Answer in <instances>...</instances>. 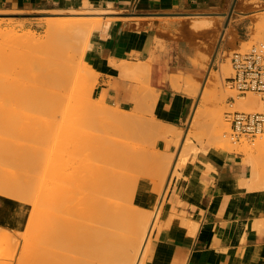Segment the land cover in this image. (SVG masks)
Wrapping results in <instances>:
<instances>
[{"label":"crops","instance_id":"crops-1","mask_svg":"<svg viewBox=\"0 0 264 264\" xmlns=\"http://www.w3.org/2000/svg\"><path fill=\"white\" fill-rule=\"evenodd\" d=\"M236 2L0 0V12L32 18L51 11H97L104 21L91 32L82 57L94 71V95L111 105L134 104L136 84L122 67L146 63V81L156 96L155 118L180 128L194 98L186 89H175L172 80L199 77L194 60L215 31L194 27V21L217 23L226 16V26ZM177 173L165 193L149 192L144 198V205L159 210L144 264H264V188L245 185L251 167L242 157L218 149L198 152Z\"/></svg>","mask_w":264,"mask_h":264},{"label":"rangeland","instance_id":"rangeland-1","mask_svg":"<svg viewBox=\"0 0 264 264\" xmlns=\"http://www.w3.org/2000/svg\"><path fill=\"white\" fill-rule=\"evenodd\" d=\"M224 12L226 15L227 11H224ZM95 13H98V12L88 11V10L51 11L49 13L34 15L32 18H26L25 15H20L16 12H9V11L0 12V14H3L1 16L5 18L0 24L1 28L8 29L9 31L14 32V33L16 32L19 35L21 34L23 36H26V39L24 41L17 40L14 37L7 38V39L0 37V43H2L0 48H2V45L5 47L4 49L3 48L1 49L2 51L0 50V54L1 55L3 54V56L5 57L4 53H1V52H3V50H5L6 53L8 52V54H6V57L3 60L0 59V149L2 148L1 150L3 152L4 151L6 152V150L7 152H9L8 157H6L7 154L5 152L2 153V151L0 150V156H4L0 158L3 160V162H1L2 160L0 161V165H1L0 167L2 170H4L5 165L11 166V167L13 165L12 169L15 170V171L14 170L11 171L12 170L10 169L11 167L9 168L6 166V169L3 171V174H2V170H0L1 171L0 180L2 182L3 179L4 181L8 179L6 183L8 182L11 185L13 192L14 191L17 192V188L18 187L20 188L21 186L20 188L21 190H19V188L18 190L20 192L22 191L21 195L23 194V192H24L23 195H26L27 189H29V187H30V190L28 191L31 192V189H33V186L35 184L37 185L38 182L42 183L41 178H43V175L41 177V173H42V170L43 172L45 171L44 170L45 168L43 167H45L46 165L48 166L51 162L52 164H55L59 162L61 163L66 162V161L68 162L69 160V164H72L71 162L72 160L73 163L75 164L79 163V161L81 162L84 159H86L89 151L92 149L91 148L92 146L96 148L98 151L102 152V151L117 147L119 145H121L122 147L123 146L122 144H124L126 141L128 142L129 140L132 142L134 141L137 142L138 148L139 147L141 148L143 145V148H144V149L142 148L143 150L138 149V148L136 149L137 146L134 142V148L131 150L128 149L129 152L125 153V155L130 153L129 157L128 155L127 157L125 156L126 158L123 157V159H125L123 160V162L125 161L126 164H124L121 161L122 160L121 159L119 162L120 164L119 169L120 171L123 172V169H121L123 167L122 165L123 163L124 165H126L123 167L125 168L124 169L125 172H132L131 174L132 178H129L130 177L129 176L128 177L129 180L128 179L126 180V182L128 181L130 184L128 183L126 184L131 185L132 181L135 182V185H134L135 189L132 195L133 203L134 205H136L137 207L143 210H146V211L148 210V213L151 215L149 224L152 223V229L150 230V234H149V243L147 245L148 251L146 250L144 256H142L140 259L141 260L140 264H144V261L147 256V252L149 253V247L152 241L151 239L152 231L157 225V220L159 216V212H157L158 214L156 215V217H154L155 211H159L157 208V205L155 206L144 205V198L146 194L149 192H155L157 195H161L166 185L169 175H171L172 177L173 175L178 174L177 170L181 169L186 163V161H188L190 158L193 159V157L198 152H204V151L211 150V149L225 150V151L240 155L242 157L243 163L245 164H248L247 163L248 159H252L257 165V172H256L255 179L251 181L252 183L251 187L264 188V148L262 149L259 148V150H255V147H253L252 145V142L255 140V138L260 137V136H257L253 139L242 138L236 143H231L228 139H226L223 136V132L227 129V126L223 120V112L226 109H230V108L240 109L238 108L237 102L242 97V95L240 96L236 95V93L233 90L229 89L224 80V78L227 75H229V72H230L228 55L231 52V50L237 47L244 48L252 43L264 42V33L262 32V33L257 34L256 27H255L258 25V24L256 25V21H260L259 15L261 14V18H262V14L264 15V1L263 0H238V2H236L234 8L231 11L233 19H231L228 25L226 26H224V24L222 23V21L226 19V16L222 18H218L217 23L211 22V23H206V24H201V25L200 23L194 24V27H211V28L213 27L215 31H214V34L209 38L208 43L203 45L204 51L200 52L199 57L194 60V63L198 64L201 68L199 77L195 78L198 84V88L196 91H193V90H186V92L184 91L187 95H190L192 98H194V103H193L192 110H191V113H190V116L187 122L184 125H182L180 128L170 127L169 125L155 118L156 117L155 99H154L155 97L152 91L150 90L151 88L148 86L145 74L138 75V77L137 75L136 76L131 75L130 77L131 80L134 79L132 81H134V83L136 84V87L134 88L138 90L137 93L141 92L138 94L139 99L136 97V100L138 101L137 106H134L133 103H130L129 105L120 107L117 104L116 105L107 104L104 102V100L100 101L102 97L98 98L93 93V90H94L93 83L95 84L94 71L89 66L86 65V63L83 61V58H82L83 55H81V51L85 50L86 48L87 41H88L90 34L87 35L86 32L80 34L78 32V35H76L75 32L74 33L70 32V34H66V35L64 34L57 35V34L52 33L51 31H48L45 23L41 22L39 19L41 15L42 16L43 15H50V16L59 15V16H66V17L68 16V17L77 18L79 16L86 17V16L96 15ZM7 17L8 18L12 17V19H8ZM256 18H258L259 20H257ZM223 30H225V38L227 35L231 36V38L227 39L228 41L225 39L220 40V36ZM254 31H256V33ZM71 44H73V46ZM72 53H74V57H71ZM46 67L49 69L53 68L55 69V71L57 70L55 74L56 78L67 76L68 84L66 86V90L68 92L73 91L77 96L76 107L69 114L72 127L71 128L67 127L68 128L67 129L65 126H64L65 128L60 126L61 128L64 129V131L63 129L60 130L61 128L59 127L60 129L59 128L56 129L58 130L57 131L58 133L55 132V129H52L53 127L48 126L49 127L48 128L49 130H48L45 127L46 124H44V126L41 125V123L42 122L44 123V121L40 120V117L37 114L38 111L36 112V110L34 111L33 109V107L35 108V106H38V105L40 106V104L45 105L47 102H45L44 100V103H43L42 99L37 98V99H40V101L42 100L41 103L39 104L38 102V105H36L35 103L34 106H32L34 102L32 101V99L33 98L36 99L37 96L33 97V92L30 91L31 90L30 85L37 83L39 80H41V78L46 76ZM208 78H216V81H217L216 88H218L216 90L218 91V95H220L221 93L222 95L226 96L222 102H219V104L214 103L212 105V108L214 107V109L216 108L215 110H218L220 112V119L218 121L220 122L219 124H221L219 127L222 128L221 129L222 134L220 133L221 139L217 143H212L213 141L212 142L210 141L211 139L209 135L207 136V129L205 127V124L204 122H202L206 119L205 117L206 114L204 112V110H206L205 106L207 107L211 106V104L203 105L204 96H205L204 94L206 90L205 92H203V94H201L202 87L205 86V82ZM54 84L55 83H52L51 85H49L45 89V91H47L48 89V91L57 90L59 92L60 90L63 89V82H61L58 85H54ZM137 93L135 95H137ZM145 93L149 95L148 97H146L147 98L146 100L144 98ZM245 96H249V97L253 96L252 98H254L256 102L258 103L257 95L253 93H247ZM254 96H257V97H254ZM29 97L31 98V100ZM231 97L234 98V101L230 99ZM39 106H38V109H41L39 108ZM105 106L112 110H115L116 112L119 111V113H122V114L123 112L124 114L131 112V113H134V115H136V116H133L128 126L125 127V129L127 128L132 129L135 132L134 139L132 140L128 139L126 138L125 135L120 134V132L118 131V128L116 127V124L112 120H110L109 118H101L98 115V113L97 114L93 113V111L91 110V109H94V107L100 108V107H105ZM31 111H34L37 115V116L34 115V119L37 118L35 121L32 117L33 113L31 114ZM40 125L43 126L42 129ZM38 126L40 127V129H38L39 128ZM35 128L38 130L37 132L36 131L35 132L40 134V138H39V135H35L36 133L34 134ZM69 128L71 131L69 130ZM72 129L75 130L76 132L72 131ZM52 130L54 131L52 132ZM40 131L47 132V135H46V132L43 133V136H45L46 138L42 137V133H39ZM68 131L72 135L69 134ZM51 132L55 133L57 137H53L55 135L51 134ZM63 132H65L64 133L65 135L63 134ZM59 133L60 134L62 133V135H59ZM49 136L51 137L50 140H49ZM68 136L73 137V138L71 137L72 141L70 140L68 142L70 143V146L68 143H66L69 139L65 140V138H67ZM63 137H64L63 141L65 140L64 143L62 142ZM59 141H61V143H58ZM139 142H141L140 145H139ZM243 142L244 144H247L250 147L248 151L241 150V147L243 146L242 145ZM89 143L91 144V147L87 145ZM85 144L86 146H83ZM57 146L61 149L57 148ZM61 146H63V148L65 146L66 149L65 148L63 149ZM124 146L127 147L126 145ZM49 148L51 151L48 150ZM51 148L52 149L54 148L57 153L54 151V149L52 150ZM67 148H68V151L71 148H73L71 151H69V152H72V154L71 153L68 154L69 153L68 151H66V153L64 152L65 150H67ZM76 149H79V151ZM126 149L127 148H125V150ZM75 150L77 152H75ZM82 150H85V151L81 152ZM138 150L143 151V152L140 151V153L144 154V159H148L151 162L154 160L155 162L158 163V165H155L157 167H154V169L156 168L155 169L156 171L153 169L154 175L151 172H149L150 175L151 174L153 175L152 176L153 178L150 177V175H147L146 173L142 174L141 166L145 165V168H146L147 166L150 165L151 167H153L152 165H154L153 164L154 161L152 163L149 162V164L146 165V164H143L145 163V160H143L142 162V159H141L142 164L140 166V163L137 162L136 160H139L143 155H140ZM47 151L48 153L49 152L51 153L48 154ZM61 151L63 152V155ZM78 153L80 154L77 155ZM83 153L85 154V156ZM56 154L57 155L59 154V155L57 156ZM74 154L77 156L81 155L82 158L76 157L77 158L76 159L74 157ZM137 154H139L140 156L138 157L139 159L136 157ZM62 156L63 158L66 156V159L65 158L63 159ZM46 157H47L48 163H47V160L45 159ZM48 157L51 158L52 161L50 160L49 162ZM68 157L69 158L72 157V158L68 159ZM10 158H11V161H9V163L12 165L8 163V160H10ZM74 158L76 159L77 162L75 161ZM79 158L81 160L78 161ZM160 160H163V161H160ZM166 161L168 164L166 163ZM136 162L138 163L137 164L138 166L134 164ZM1 163L3 164L4 167L2 166ZM43 163H44V166H43ZM16 165L19 166L18 167L19 169L21 168V166L24 167L22 168L24 170L22 169L19 170L18 168H16ZM134 165H136L137 166L136 168H138L136 170L137 171L140 170V171L138 172L135 171L134 173L133 172L134 171L133 169L135 168ZM19 171H22L21 175ZM17 174H18V178L16 176ZM163 174L165 178L163 177ZM7 175L10 178L12 176L11 180H9V177ZM5 177L7 179H5ZM39 179H41V181H39ZM19 180H22L21 183ZM10 181H12V183H10ZM16 182H18L19 185L16 184ZM29 182L31 183L28 184ZM6 183L2 182L1 185L6 184ZM14 183L15 185H13L14 187H12V184ZM22 183L23 185H21ZM1 185H0L1 187L0 188L1 189L0 190V204L4 205L5 206L4 208H6V205L2 201L4 202L9 201L12 203H19V204L23 203L22 199H18L20 194L17 196L15 195L17 193H14V195L17 198H12L11 196L7 195L10 193L13 194L11 189L9 190L8 186L10 185L7 186L8 189L5 188L6 190H4V186L6 187V185H3V186ZM16 185H18V187H16ZM27 185H30V186H27ZM37 186L38 188L35 187V190H34L35 192H36V189L40 190V187H41V185L39 184ZM5 191H8L9 193H6ZM19 191L18 193H20ZM34 191L32 190V193H33L32 195L36 194L34 193ZM28 194H31V193L28 192ZM23 204H26V203H23ZM27 205L28 204H26V206ZM8 210H10V208ZM27 215L28 213L23 215L21 218V221L18 218H14V215H12L13 219L15 220L10 221L9 224H3L2 222L3 218L2 217L0 218V230L4 231L2 233L8 232L9 233L8 235L7 233L5 234L7 236L11 235L13 239L17 240L18 242V247H17L18 251H16L17 255L12 261H10L11 264H15V261L17 259H18V262H16V264H20L19 258L21 256L19 252L22 251V249L20 250V248H22L20 245L23 244V242L21 243V241H23L22 239L26 235L25 233H23V231L26 229L24 225L26 224ZM3 228L5 229L3 230ZM14 230L16 232H14ZM21 231H22L21 235L23 237L18 235V233H21ZM28 233H31V232L28 231L27 234ZM11 236L9 238H11ZM24 239H26V236L24 237ZM39 245L38 247H40V249L36 248V251L38 250L39 252L34 251V254H37V255L34 256L33 254V262H32L33 264H37L36 261L37 260L39 261V258L36 260L37 258L36 256H39V254L41 253L40 251L43 250V245H40V246ZM1 249H2V246L0 248V251ZM42 253L40 254L41 256H42ZM17 256L19 257L17 258Z\"/></svg>","mask_w":264,"mask_h":264},{"label":"bare ground","instance_id":"bare-ground-1","mask_svg":"<svg viewBox=\"0 0 264 264\" xmlns=\"http://www.w3.org/2000/svg\"><path fill=\"white\" fill-rule=\"evenodd\" d=\"M1 15H3V14H0V24L5 19ZM259 16H260L261 22L256 21V25L257 24L258 25L257 26L254 25L256 27L257 34L262 33V32L264 33V15L262 14V18H261V14ZM8 19H12V17H9ZM39 19L41 22L45 23L48 31H51L52 33L57 34V35H60V34L66 35V34H70V32L71 33L75 32L76 35H78V32L80 34L86 32L87 35H89V34H91V32L93 30L99 29L102 26L103 21H104L103 19H101L100 17H96L95 15L86 16V17L85 16L84 17L79 16L77 18L68 17V16L67 17L66 16H59V15L58 16L57 15L56 16H54V15H52V16L43 15L42 16L41 15L39 17ZM256 19L259 20L258 18H256ZM194 22H195V24L200 23V25H201V24H206L210 21L208 19L204 18V19H201L199 21L196 20ZM253 29H254V27H253ZM256 31H254V32L256 33ZM0 37H3L4 39L14 37L20 41H24L26 39V36H23L21 34L19 35L16 32L14 33V32L9 31L8 29L1 28V26H0ZM229 38H231L230 35H227L225 38V30H223V32L221 33V36H220V40H223V39L227 40ZM1 44L2 43H0V46H1ZM71 45L73 46V44H71ZM2 48L4 49L5 47L2 45ZM2 48H0V50ZM1 53H4L5 57H6V54H8V52L6 53L5 50H3V52H1ZM83 53H84V50L81 51V55H83ZM0 57H1L0 58L1 60H3L5 58L3 56V54L2 55L0 54ZM71 57H74V53L71 54ZM148 67L149 66L146 63H142V64H136V65L125 64L122 68L126 71V73L130 74V77H131V74L135 75V76L137 75V77H138V75L146 74ZM1 70H2V68H1ZM56 72H57V70L55 71V69H53V68L49 69L46 67V76L41 78V80H39L37 83L30 85V88H31L30 91L33 92V97L37 96L36 99L32 97L34 99V100L32 99V101H34L32 106H34L35 103H36V105H38V102L40 104L42 100H43L42 101L43 103H44V100H45V102H47L45 105H43V104H40V106L38 105L39 108H41V109H38V106H35V108L33 107L34 111L35 110H36V112L38 111L37 114L40 117V120L44 121V123L42 121H41L42 123L40 122L41 125L44 126V124H46L45 127L47 129L49 127H53L52 129H55V132L58 133L57 132L58 130H56V129H58L60 126H62V127L65 126L66 128L72 127V124H71V121L69 118L70 117L69 114L76 107L77 96L73 91L68 92L66 90V86L68 84L67 83V81H68L67 76H63L61 78H56V75H55ZM147 78H148V76H147ZM132 80H134V79H132ZM61 82H63V89L60 90L59 92L57 90L48 91V89H47V91H45V89L49 85H51L52 83H55L54 85H58ZM172 85L175 89H186V90L196 91L198 88V84H197L195 78L194 77H188V76L185 78H182L181 76L175 77L172 80ZM216 86H217L216 78H208L205 82V86L202 87V91H201V94H203V92H205V90H206V92L204 94L205 96H204L203 105L211 104L210 107L205 106L206 110L202 109V110H204V112L206 114V116H205L206 119L202 122H204V124H205V127L207 129V136L209 135V137L211 139L210 141L211 142L213 141L212 143H217L221 139L220 136L222 134L221 133L222 128L219 127L221 124H219L220 122L218 121L220 119V112L218 110H215L216 108L215 109H214V107L212 108V105L214 103L219 104V102H222L226 97V96L222 95L221 93H220V95H218V91L216 90L218 88H216ZM150 90L152 91V93H154L152 89H150ZM219 92H221V91H219ZM144 96H145L144 98L146 100L147 99L146 97H148L149 95H147L145 93ZM200 96H202V95H200ZM136 97H137V95H136ZM252 97L242 96L240 98V100H238V102H237L238 108L245 109V110L259 108L260 105ZM254 97H257V96H254ZM37 98H40L42 100L40 101V99H37ZM154 99H153V101H154ZM30 100H31V98H30ZM35 100H37V101H35ZM134 102H135L134 106H137L138 101L135 100ZM29 103H30V101H29ZM91 110L93 111V113H96V114L98 113V115L101 118H109L110 120H112L116 124V127L118 128V131L120 132V134L125 135L126 138L131 139V140L135 138V134H134L135 132L132 129H128V128L125 129V127H127L128 124L131 122V119L133 118V116H136V115H134V113H131V112L126 113L125 112L126 114H124V112H123V114H122V113H119V111L116 112L115 110H112L106 106L100 107V108L94 107V109H91ZM34 111H31V114L33 113V116H32L33 119H34V115H36V113ZM123 111H125V110H123ZM36 119H34V121ZM217 124H219V125H217ZM43 126H41V129ZM70 128H69V130H70ZM203 128H204V126H203ZM38 129H40V127ZM62 129L63 128H61L60 130H62ZM35 131L37 132L38 130L35 128L34 134L36 133ZM53 131L54 130H52V132ZM63 131H64V129H63ZM72 131H75V130L72 129ZM44 132H46V131H44ZM44 132H41V131L39 132V133H42V137H45V136H43ZM52 132H51V134L55 135V133H52ZM65 132H63V134ZM68 133H69V131H68ZM67 134H66V136H67ZM69 134H71V133H69ZM77 134H78V132H77ZM35 135H39V138H40V134L36 133ZM46 135H47V132H46ZM59 135H62V133L61 134L59 133ZM50 136H52V135H50ZM50 136H49V140L51 138ZM165 136H166V134H165ZM53 137H57V136L55 135ZM68 137L65 138V140L69 139L66 143H68L70 140L72 141V138H73L72 136H71L72 138L70 136H68ZM58 139H59V137H58ZM63 139H64V137L62 138V142L64 143L65 140L63 141ZM49 140H47V141H49ZM163 140H165V139H163ZM134 142L129 140L128 142L126 141L124 144H122L123 145L122 147H121V145H119L117 147H114L112 149L105 150L102 152L98 151L93 146L91 147V144L89 143L87 145L90 146L92 149L89 151L86 159H84L83 161L80 162L79 160H81V159L79 158L78 159L79 163H76V164L73 163L72 160H71L72 164H69V160H68V162L66 161L67 163L66 162H62V163L59 162V163L52 164V162H51L48 166L46 165L45 167H43V168H45L44 169L45 171L43 172V170H42V173H41V177L43 175V178L40 177L42 179V181H41V179H39V181H41L42 183L38 182V184L41 185V187L39 186L40 190L36 189V192H35L34 191L35 187L38 188V186H37L38 184L36 185L35 183H33L35 185L33 186V189H31V192L28 191V190H30V187H29V189H27V194H28V192L31 193V194H28L29 196L27 194L23 195L24 192L21 195L22 191L21 192L19 191V190H21L20 189L21 186H20V188L18 187V185H19L18 182H16V184H18V185H16V187H18L19 190L17 188V192H15V191L13 192L11 185L8 182L6 183V181H8V179L6 177H5V179H7L6 181H4V179L2 178L3 179L2 182H5L6 184L1 185L2 182L0 180L1 186L6 185V187L4 186V190L8 189L7 186L10 185L8 187H9V190L11 189L13 194L12 193L7 194L8 196H11L12 198H17L15 195L18 196L20 194L18 199H22L23 203L28 204L26 206V204H23V203L19 204V203H12L9 201H7V202L2 201L3 203H5L6 208L1 209V206H0V218L1 217L3 218L2 219L3 224H9L10 221L15 220V219H13L12 215H14V218H18L21 221L22 216L28 213L27 219H26V224L24 225L26 227V229L23 228V229H25L23 231V233L26 234V235L24 234L26 236V239H24L25 236L23 237L21 235L22 231H21V233L17 232L18 235L23 237V239H22L23 241H21V243L23 242V244L20 245L22 247V248H20V250L22 249V251H21L22 253L19 252V254L21 256L19 258L20 264H33L32 263L33 262V254H34V251L39 252L38 250L36 251V248L40 249V247H38L39 244L43 245V250L40 251L41 253L43 252L42 253L43 257L40 255L41 253L40 254L38 253L39 256H36L37 257L36 260L39 258L40 262L37 260L38 261V262L36 261L37 264L38 263L39 264H134V263L140 264L141 257L144 256L146 250L148 251L147 245L149 243V234H150V230L152 229V223L149 224V220H150L151 215L148 213V210L147 211L143 210V209L137 207L136 205H134V203H133L132 195H133V192L135 189V186H134L135 182L131 180L132 181L131 185H128V184H130L128 181L126 182L127 179L129 180V178H132L131 177L132 172H125V170H124L125 168H123V167L126 166V165H124L126 163H125V161L123 162V160H125V159H123V157H125V156L127 157V155L129 157L130 153L126 154V155H125V153L129 152L128 149L131 150L134 148ZM58 143H61V141H59ZM140 143L141 142H139V145H140ZM68 144L70 146V143H68ZM135 144L137 146V142H135ZM62 145H64V144H62ZM124 145H126L127 147H125ZM242 145L243 146L241 147V150L248 151L250 149V147L247 144H244V142ZM252 145H253V147H255V150H259V148L260 149L264 148V137L260 136V137L255 138V140L252 142ZM51 146H53V145H51ZM66 146H68V145H66ZM72 146H74V145H72ZM83 146H86V144ZM220 146H222V145H220ZM59 147H60V145H59ZM59 147L57 146V148H59ZM61 147L63 148V146H61ZM64 148H65V146H64ZM125 148H127V149L125 150ZM137 148H138V146L136 147V149ZM142 148H143V145L141 148L139 147L138 149H142ZM256 148H258V149H256ZM55 149H54V151H55ZM59 149H61V148H59ZM72 149L73 148H71L69 151H71ZM88 149H89V147H88ZM48 150H50V148ZM76 150L79 151V149H76ZM76 150H75V152H77ZM85 150H82L81 152H84ZM66 151H68V148L64 152L66 153ZM138 151H139L140 155H143L140 159L138 158V157H140L139 154L136 155V157L140 160V161L136 160L137 162L140 163V166H141L143 160H145V163H143V164H146V165L149 164V162H151V161H149L148 159H144V154L140 153L141 150H138ZM4 152L2 151V153H4ZM141 152H143V151H141ZM5 153L7 154V156L6 155L5 156L8 157L9 152H7V150H6ZM47 153H48V151H47ZM49 153H51V152H49ZM70 153L72 154V152H69L68 154H70ZM80 153H78L77 155H79ZM62 155H63V152H62ZM77 155L74 154V157L75 158L81 157V155L80 156H77ZM84 156H85V154H84ZM2 157H4V156H0V158H2ZM60 157H58V158H60ZM72 157H70V158H72ZM62 158H63V156H62ZM64 158L66 159V156ZM70 158L68 157V159H70ZM45 159L47 160V157ZM48 159L50 162L51 158L48 157ZM76 159H75V161H76ZM141 159H142V162H141ZM1 160L2 159H0V161ZM120 160L124 163V164L122 163L123 167L121 168V169H123V172L120 171V169H119ZM9 161H11V158H10V160H8V163H9ZM160 161H163V160H160ZM1 162H3V160ZM137 162L134 164L137 165L138 164ZM154 162H153L154 165H152L150 163L153 167H151L150 165H149L150 167L147 166L148 168L147 167L145 168V165H143L144 167L141 166L142 167L141 168L142 174L146 173L147 175H150L149 172H151L153 174L154 173V171H153L154 167H157L155 165H158L157 162H155V163ZM47 163H48V160H47ZM166 163H167V161H166ZM247 163L251 167V175L249 176L250 178L248 177V179L245 181V185L251 187V185H252L251 181H253L256 177L257 165L252 159H248ZM174 164H175V162H174ZM10 165H12V164H10ZM136 165H134L135 166V168L133 169L134 173H135V171H137L136 169H138V168H136L138 165L137 166ZM2 166H3V164H2ZM6 166L9 168L11 167V166L5 165L4 170L6 169ZM43 166H44V163H43ZM12 167H13V165H12ZM12 167L10 169H12ZM18 167L19 166L16 165V168H18ZM22 168H24V167L21 166L20 169H22ZM18 169H16V170H18ZM145 169H147V170H145ZM0 170H2L1 167H0ZM4 170H2V174H3ZM13 170L14 169H12L11 171H13ZM22 170H24V169H22ZM138 171H140V170H138ZM5 172H7V171H5ZM0 173H1V171H0ZM19 173L21 175L22 171H19ZM152 174L150 175V177H152L154 175V174L153 175ZM16 176L18 178V174ZM163 177H164V174H163ZM170 177H171V175H169L166 183H168V181L171 179ZM11 178H12V176H11ZM11 178L9 177V180H11ZM19 181L21 183L22 180H19ZM10 183H12V181H10ZM23 183L21 185H23ZM30 183L31 182H29L28 184H30ZM126 183H128V184H126ZM33 184H31V185H33ZM145 184H146V182H145ZM13 185H15V183L12 184V187H14ZM166 185L168 186V184H166ZM24 186H25V184H24ZM27 186H30V185H27ZM27 186H26V188H27ZM146 187H147V185H146ZM2 190H3V188H2ZM22 190H24V189H22ZM32 190L34 191V193H36L35 195H32L33 194ZM8 191H5V192L9 193ZM18 191L20 193H18ZM163 191L165 193L166 190H163ZM14 193H17V194L14 195ZM157 197H156V199H157ZM9 208H10V210H8ZM152 210H153V208H152ZM10 211L12 212V214ZM157 212L158 211H155L154 217H156V215L158 214ZM34 228H36V229H34ZM4 229L5 228H3V230ZM27 230L29 232H31V233H28L29 235L27 234V232H28ZM33 230L38 232V233L34 232ZM0 231H1V233H0V248L2 246V249L0 251L1 252L0 253V264H11L10 261H12L15 258V256L17 255L16 251H18L17 250L18 242H17V240L13 239V237L11 235H10L11 238H9L10 236H7L9 234L8 232H5V233H7V235H6L5 233H2L4 231H2V230H0ZM14 232H16V231L14 230ZM30 234H32V235H30ZM20 236H19V238H20ZM35 255H37V254H34V256ZM18 257L19 256H17V258ZM16 262H18V259L15 261V264H16Z\"/></svg>","mask_w":264,"mask_h":264},{"label":"built area","instance_id":"built-area-1","mask_svg":"<svg viewBox=\"0 0 264 264\" xmlns=\"http://www.w3.org/2000/svg\"><path fill=\"white\" fill-rule=\"evenodd\" d=\"M229 75L224 80L236 95L253 93L258 96L259 108L226 109L223 120L227 129L223 136L231 143L240 139L264 136V42H256L247 47H237L228 55ZM234 101V98H230ZM233 103V102H232Z\"/></svg>","mask_w":264,"mask_h":264}]
</instances>
